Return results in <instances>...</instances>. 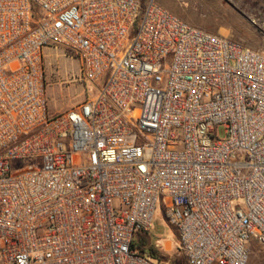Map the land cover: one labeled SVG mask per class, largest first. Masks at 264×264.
I'll list each match as a JSON object with an SVG mask.
<instances>
[{"label":"built area","instance_id":"built-area-1","mask_svg":"<svg viewBox=\"0 0 264 264\" xmlns=\"http://www.w3.org/2000/svg\"><path fill=\"white\" fill-rule=\"evenodd\" d=\"M49 46L107 75L53 117ZM159 202L187 264L264 246V52L154 0H0V264H170Z\"/></svg>","mask_w":264,"mask_h":264},{"label":"rangeland","instance_id":"rangeland-1","mask_svg":"<svg viewBox=\"0 0 264 264\" xmlns=\"http://www.w3.org/2000/svg\"><path fill=\"white\" fill-rule=\"evenodd\" d=\"M140 1L145 4L149 0ZM154 1L192 27L232 38L245 46L264 52V0ZM43 54L50 117L79 106L89 96L95 95L107 78V75L103 76L96 85L82 81L71 82L69 79L77 77L80 73L79 59L61 46H49L44 49ZM216 134L218 139H223L224 128L218 127ZM148 237L152 244H168L166 253L170 264H187L176 245V233L165 220L160 202L154 212ZM263 263L264 246L252 243L248 264Z\"/></svg>","mask_w":264,"mask_h":264},{"label":"trees","instance_id":"trees-1","mask_svg":"<svg viewBox=\"0 0 264 264\" xmlns=\"http://www.w3.org/2000/svg\"><path fill=\"white\" fill-rule=\"evenodd\" d=\"M139 240L145 245H147V243L149 242L144 237H141ZM149 255L152 256L153 258H157L159 261L169 260V256L166 252L154 249L153 247H149Z\"/></svg>","mask_w":264,"mask_h":264},{"label":"crops","instance_id":"crops-1","mask_svg":"<svg viewBox=\"0 0 264 264\" xmlns=\"http://www.w3.org/2000/svg\"><path fill=\"white\" fill-rule=\"evenodd\" d=\"M169 244H171V243H169Z\"/></svg>","mask_w":264,"mask_h":264}]
</instances>
